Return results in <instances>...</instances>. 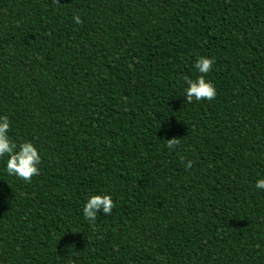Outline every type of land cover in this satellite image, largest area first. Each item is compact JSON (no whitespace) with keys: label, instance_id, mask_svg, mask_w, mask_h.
<instances>
[{"label":"trees","instance_id":"1","mask_svg":"<svg viewBox=\"0 0 264 264\" xmlns=\"http://www.w3.org/2000/svg\"><path fill=\"white\" fill-rule=\"evenodd\" d=\"M3 116L42 159L0 157V264H264V0H0Z\"/></svg>","mask_w":264,"mask_h":264},{"label":"clouds","instance_id":"2","mask_svg":"<svg viewBox=\"0 0 264 264\" xmlns=\"http://www.w3.org/2000/svg\"><path fill=\"white\" fill-rule=\"evenodd\" d=\"M59 2L60 0H53V3L58 4ZM73 20L77 24L83 23L79 13H74ZM214 62V57L200 56L195 62V67L199 72L198 77L195 79L184 77L187 84L184 91L186 103H192L194 100L211 101L215 99L217 95L215 85L206 79V75L212 71ZM9 129V118L7 116L0 117V157H8L6 162L7 174L16 176L26 182H31L33 176L39 175L41 155L37 147L30 141H25L18 145L10 140L7 134ZM179 144V138L173 136L171 139H167L166 146L169 150H173ZM192 163L189 160L186 167L190 168ZM255 187L264 189V178L257 180ZM114 207L115 202L110 194H94L87 199L83 207V215L90 225H94L99 212L111 214Z\"/></svg>","mask_w":264,"mask_h":264}]
</instances>
